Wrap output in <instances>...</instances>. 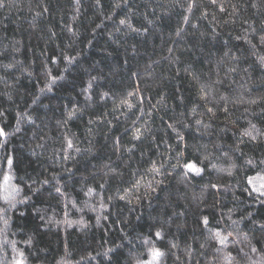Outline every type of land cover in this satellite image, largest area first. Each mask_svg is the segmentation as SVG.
I'll use <instances>...</instances> for the list:
<instances>
[{
    "label": "trees",
    "instance_id": "obj_1",
    "mask_svg": "<svg viewBox=\"0 0 264 264\" xmlns=\"http://www.w3.org/2000/svg\"><path fill=\"white\" fill-rule=\"evenodd\" d=\"M0 130V264H264V0H0Z\"/></svg>",
    "mask_w": 264,
    "mask_h": 264
},
{
    "label": "rangeland",
    "instance_id": "obj_2",
    "mask_svg": "<svg viewBox=\"0 0 264 264\" xmlns=\"http://www.w3.org/2000/svg\"><path fill=\"white\" fill-rule=\"evenodd\" d=\"M205 99L210 103H219L222 101L223 96L220 95L219 91H217L214 87L209 88V86H205ZM238 171V167L235 164H229L224 167L218 174L219 181H225L232 178Z\"/></svg>",
    "mask_w": 264,
    "mask_h": 264
},
{
    "label": "snow or ice",
    "instance_id": "obj_3",
    "mask_svg": "<svg viewBox=\"0 0 264 264\" xmlns=\"http://www.w3.org/2000/svg\"><path fill=\"white\" fill-rule=\"evenodd\" d=\"M0 135H3L2 130H0ZM189 168L193 169L194 171H198L197 169L194 168L193 165H188ZM158 254V253H157Z\"/></svg>",
    "mask_w": 264,
    "mask_h": 264
}]
</instances>
